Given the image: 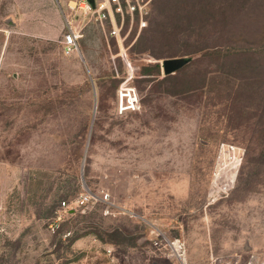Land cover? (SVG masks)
<instances>
[{
    "label": "rangeland",
    "instance_id": "1",
    "mask_svg": "<svg viewBox=\"0 0 264 264\" xmlns=\"http://www.w3.org/2000/svg\"><path fill=\"white\" fill-rule=\"evenodd\" d=\"M21 17L0 15V264H169L151 225L188 264L264 252V0H153L126 59L108 25L72 21L67 54L65 21Z\"/></svg>",
    "mask_w": 264,
    "mask_h": 264
},
{
    "label": "built area",
    "instance_id": "2",
    "mask_svg": "<svg viewBox=\"0 0 264 264\" xmlns=\"http://www.w3.org/2000/svg\"><path fill=\"white\" fill-rule=\"evenodd\" d=\"M153 0H68L67 6L72 11L71 18L64 15L66 31L61 40L65 53H71L78 49L80 30L71 24L72 21L87 20L100 25H108V36L114 38L120 49V55L126 57L124 45L125 36L122 35L124 23L128 21L130 27L141 30L147 25L148 15ZM126 59V58H125ZM130 77L125 79L118 90V111H134L138 106V97L135 89L128 85ZM108 195L97 198L88 191L80 193L72 202L74 208H85L97 201L107 203ZM61 205L69 207L67 201H61ZM150 245L162 251L163 258L169 264H188L185 259V251L182 243L174 238L167 237L158 227L151 225L147 236ZM229 261V260H227ZM228 264H237L235 260ZM246 264H264V252L252 254Z\"/></svg>",
    "mask_w": 264,
    "mask_h": 264
},
{
    "label": "crops",
    "instance_id": "3",
    "mask_svg": "<svg viewBox=\"0 0 264 264\" xmlns=\"http://www.w3.org/2000/svg\"><path fill=\"white\" fill-rule=\"evenodd\" d=\"M67 1L68 0H66L65 5L69 9ZM36 6L44 7V9L37 12L33 10V7ZM2 11H4L6 15L16 12L18 15L22 16L21 20L24 21H32L37 15L42 16L43 21H50L57 18H61L64 21V15H66L60 0H0V15ZM11 18L12 17L9 16L6 20L10 19L14 21Z\"/></svg>",
    "mask_w": 264,
    "mask_h": 264
},
{
    "label": "water",
    "instance_id": "4",
    "mask_svg": "<svg viewBox=\"0 0 264 264\" xmlns=\"http://www.w3.org/2000/svg\"><path fill=\"white\" fill-rule=\"evenodd\" d=\"M91 1V0H90ZM189 61L188 57H171L162 60V70L165 75L173 74Z\"/></svg>",
    "mask_w": 264,
    "mask_h": 264
},
{
    "label": "trees",
    "instance_id": "5",
    "mask_svg": "<svg viewBox=\"0 0 264 264\" xmlns=\"http://www.w3.org/2000/svg\"><path fill=\"white\" fill-rule=\"evenodd\" d=\"M155 66H158L157 64ZM64 201V200H63Z\"/></svg>",
    "mask_w": 264,
    "mask_h": 264
}]
</instances>
